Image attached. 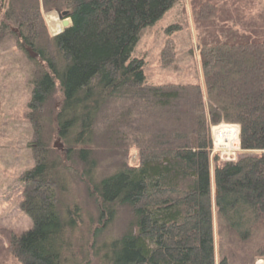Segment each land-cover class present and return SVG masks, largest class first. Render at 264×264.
<instances>
[{
    "label": "trees",
    "instance_id": "1",
    "mask_svg": "<svg viewBox=\"0 0 264 264\" xmlns=\"http://www.w3.org/2000/svg\"><path fill=\"white\" fill-rule=\"evenodd\" d=\"M180 1L42 0L45 10L71 19L47 53L34 29L42 23L38 8L34 16L7 11L29 29L20 38L47 69L34 79L29 102L36 162L22 177L21 207L33 226L10 240L19 264H63L66 222H73L59 210V161L41 137L39 115L57 93L58 134L76 147L100 217L112 223L121 208L129 218L107 247V264H244L238 251L264 229V6L247 16L253 0L244 7L191 0L204 85L148 84L134 49L141 31ZM110 105L113 114L102 120ZM107 118L114 123L106 139L136 148L140 162L95 181L91 147ZM223 122L240 126L243 153L221 163L215 157L212 172V127Z\"/></svg>",
    "mask_w": 264,
    "mask_h": 264
},
{
    "label": "rangeland",
    "instance_id": "2",
    "mask_svg": "<svg viewBox=\"0 0 264 264\" xmlns=\"http://www.w3.org/2000/svg\"><path fill=\"white\" fill-rule=\"evenodd\" d=\"M190 1L182 0L176 3L154 24L141 31L133 56L144 60L148 84L204 85L198 30ZM238 1L239 7L245 6V0ZM253 3L249 9L245 7L244 12L241 11L243 15L248 16L253 7L264 6V0H253ZM32 7L34 9L29 10ZM35 7L38 8L42 23L39 22L34 29L45 42L47 53L53 50L50 40L59 32L52 31L46 15L54 13L62 22L60 12L45 10L42 0H2L0 6V28L3 24L7 27L0 29V264H19L11 250L10 240L33 226L32 218L21 207L24 198L22 177L36 162L33 145L37 144V137L35 127L28 118L33 82L47 69L36 49L20 38L21 33L28 35L29 29H25L23 22L8 18L7 11L14 9L16 14H21L28 10L34 16L37 13ZM62 29L64 31V26ZM59 105L60 97L57 93L39 117L44 121L41 137L50 150L48 157L57 159V163L59 161V210L68 221L73 219L70 225L66 222L62 261L63 264H107L104 260L107 247L125 231L129 218L121 208L112 223L105 217H100L93 185L83 176V165L73 151L76 147L73 143H66L58 134L55 112ZM110 107L111 105L101 114L102 120L105 118L104 114H107V117L113 114ZM113 123V119L107 118L105 123L101 122L95 128L91 147L92 157L97 160L95 181L116 172L119 168L135 166L140 162L136 148L129 147L127 142L106 139V132ZM224 124L227 123L220 125ZM233 129V133L240 132L238 128ZM214 149L216 153L212 161V172L217 157L221 163L235 160L243 153L240 148H237L235 154H227L225 149L217 147ZM254 233H257L255 238L248 241L244 250L238 251L237 262L241 260L244 264H264V229L259 228ZM215 239L217 245V235ZM216 258L219 259L218 252Z\"/></svg>",
    "mask_w": 264,
    "mask_h": 264
},
{
    "label": "bare ground",
    "instance_id": "3",
    "mask_svg": "<svg viewBox=\"0 0 264 264\" xmlns=\"http://www.w3.org/2000/svg\"><path fill=\"white\" fill-rule=\"evenodd\" d=\"M47 21L48 23L51 25L52 31L53 32H61L63 29V24L61 21L58 20L57 16L54 13H51L49 15H46ZM236 126V125H235ZM234 126L231 124H224L219 126L216 130H215V136H217L218 138L222 139V138H229L232 137V133L234 131ZM238 132L236 131V134ZM212 156H213V152H212ZM234 160V159H232Z\"/></svg>",
    "mask_w": 264,
    "mask_h": 264
},
{
    "label": "built area",
    "instance_id": "4",
    "mask_svg": "<svg viewBox=\"0 0 264 264\" xmlns=\"http://www.w3.org/2000/svg\"><path fill=\"white\" fill-rule=\"evenodd\" d=\"M234 126V125H233ZM234 128H238L237 126H234ZM239 130V129H238ZM238 133L236 134L235 133H232V137H229V138H222V139H219L218 140V143L216 142V147L217 148H222V149H227V148H230L232 147L233 148V144L235 143V141L238 139L239 137V131H237ZM232 139V140H231ZM232 142V143H231ZM229 144H232L230 147H229ZM232 150H229V153L231 152ZM233 154V152H231Z\"/></svg>",
    "mask_w": 264,
    "mask_h": 264
},
{
    "label": "water",
    "instance_id": "5",
    "mask_svg": "<svg viewBox=\"0 0 264 264\" xmlns=\"http://www.w3.org/2000/svg\"><path fill=\"white\" fill-rule=\"evenodd\" d=\"M63 15L65 16V15H66V12H64ZM63 15L60 16L61 19H62V24H63L64 28H67L68 26L71 25V20H70L69 18L63 19V18H62ZM61 32H63V30H62ZM61 32H60V33H61Z\"/></svg>",
    "mask_w": 264,
    "mask_h": 264
}]
</instances>
